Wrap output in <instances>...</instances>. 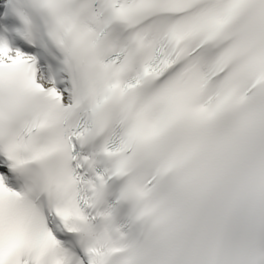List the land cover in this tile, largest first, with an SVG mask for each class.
Here are the masks:
<instances>
[{
    "label": "snow or ice",
    "instance_id": "1",
    "mask_svg": "<svg viewBox=\"0 0 264 264\" xmlns=\"http://www.w3.org/2000/svg\"><path fill=\"white\" fill-rule=\"evenodd\" d=\"M0 264H264V0H0Z\"/></svg>",
    "mask_w": 264,
    "mask_h": 264
}]
</instances>
